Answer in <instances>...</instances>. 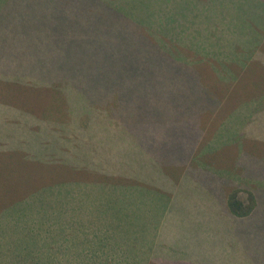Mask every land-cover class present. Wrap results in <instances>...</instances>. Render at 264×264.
<instances>
[{"label": "trees", "instance_id": "trees-1", "mask_svg": "<svg viewBox=\"0 0 264 264\" xmlns=\"http://www.w3.org/2000/svg\"><path fill=\"white\" fill-rule=\"evenodd\" d=\"M87 1L94 7L90 8L92 12L85 13L89 29L98 33L102 30L101 21H109L111 26L110 30L106 29L110 37L100 39L103 61L98 65L97 87L80 88L72 82L73 75L66 74V66L55 63L50 54L47 69H53L52 78L35 85L56 88L64 96L67 115L52 127L39 125V128L47 127L50 133L42 130L37 143L26 142L37 146L39 165L52 166L55 173L63 175L57 182L46 183L42 188L44 194L41 191L35 198L11 205L16 209L6 219H14L16 235L13 237L23 235L40 242L46 253L43 249L42 255L38 251L35 264H164L154 262V258L158 248H164L166 243L163 236L171 227L176 194L186 183L185 177L190 175L192 181L186 184L194 181L202 187L209 178L213 183L208 184L222 195L217 202L222 208L221 215L197 213L194 216L202 232L199 246L202 250L206 247L207 259L215 257L219 261L229 257V251H243L246 239L249 241L255 236L251 235L255 229L260 228L257 220L264 215V207H259L263 196L254 182L241 175L242 170L225 171L216 180L213 169L200 161L202 155L209 153L207 147L202 148V142L211 139L210 131L205 133L204 122L218 119L224 100L218 91L200 85L199 79L210 71L215 74V69L221 73L218 65L223 62L218 60L227 59L226 45L236 42L242 49L249 46L246 30L241 26L248 31L251 28L255 35L256 23L250 27L245 16L258 9L254 10V6L263 5L264 0H191L192 12L183 17L178 29L176 25L181 20L173 24L174 20L166 18V7L173 0H155L157 8H152L151 15L143 21L138 15L132 16L135 22L130 37H112L115 26L129 24L121 9L134 5L138 13H147L149 9H145L148 5L144 0H121L120 5L119 0ZM82 3L83 0L28 2L45 15L50 13L53 20L57 15L65 22L67 33L57 31V34H68L70 48L73 37H80L79 28L88 31L85 22L82 20L79 24L76 17L84 13ZM153 26H158L161 35H150L155 33L151 30ZM127 27L131 29L130 24ZM258 36L254 47L242 52L241 57L245 55L247 61H251L254 49L264 43V26ZM61 50L55 48L50 52L62 56ZM70 53H73L71 49ZM260 66L264 68L263 63ZM12 67L0 61V76L4 77L1 80L20 81L7 75ZM106 75H114L115 79H106ZM14 76H20L19 70ZM159 139L163 141L160 145ZM171 145L176 146V154L170 150ZM160 166L171 167L169 173L172 169L177 173L175 180L162 172ZM153 174L157 177L163 174L167 185L163 190L165 196L148 185ZM230 186L235 188L223 198L224 190ZM79 187L88 190L71 194V190ZM152 189L157 197L153 199L155 202L142 203L143 192ZM240 193L246 194L247 202L238 199ZM76 198L79 201L70 202ZM76 203L77 207H68ZM196 205L200 206V202ZM179 208L182 210L181 204ZM9 209L3 210L4 214ZM243 226L249 232L246 236L240 235ZM215 230L226 235L216 236ZM20 257L15 255L19 260L6 264L22 263ZM251 259L247 257V263ZM192 260L189 264L198 263L197 257Z\"/></svg>", "mask_w": 264, "mask_h": 264}, {"label": "rangeland", "instance_id": "rangeland-1", "mask_svg": "<svg viewBox=\"0 0 264 264\" xmlns=\"http://www.w3.org/2000/svg\"><path fill=\"white\" fill-rule=\"evenodd\" d=\"M29 1L0 0V61H3L5 66L13 65L12 69L6 73L9 77L20 80L15 82L0 80V264L10 263L13 259L19 260L14 258L15 255L22 256L20 264H35L38 251L41 255L42 249L46 253L45 249L38 244L40 242L35 243L32 237L25 238L23 235L13 237L16 235L13 226L14 219L6 218L10 217L16 209L11 208L15 201L22 202L30 197L35 198L41 191L44 194V189H42L44 185L57 182L63 175L55 173L52 166L39 165L37 146L26 142L32 140L37 143L43 135L42 130L50 133L47 127L39 128V122L52 127L65 117L64 96L56 88L35 84L36 82L45 83L49 77L52 78L53 73L51 72L54 71L53 69L49 71L47 65L53 55L55 63L65 65L66 74L73 75V83L78 84L80 88L97 87L98 65L100 61H103L100 39L110 37V31L106 32V29L110 30L111 27L109 21L100 22L102 30L98 33L89 29V21L85 13L89 14L92 12L90 8L94 7L87 0H83L84 13H79L76 17L79 18V24L82 20L85 22L88 31L79 28L80 37H73L70 48L71 41L66 38L68 34L65 36L57 34V31L67 33L65 22L60 21L57 15L53 20L50 13H48L50 17L45 15L43 11L28 4ZM120 1H118L119 5ZM154 1L144 0V3L148 5L145 9H149L147 13H138L134 5L121 9L131 29L127 27L129 24L127 26L118 24V27L115 26L112 37L129 36L135 22L132 16L138 15L142 20L151 15L152 8H157ZM190 2L191 0L168 2L165 11L166 18L174 20L173 24H176L178 19L181 20L176 25V29L179 28L183 17H187L186 15L192 12L189 9ZM156 3L158 5V2ZM253 8L258 9L246 14L245 22L250 27L252 23H256L255 35L251 28L248 31L244 25L241 26L242 30H246L249 46L245 45L242 49V45L236 42L226 45L227 59L219 58L218 60L223 62L218 65L221 73L218 74L215 69V74L210 71L208 75H201L199 79L200 85L218 91L222 95L220 98L224 100L218 119L204 122L205 133L210 131L211 139L206 143L202 142V148L207 147L209 153H206V156L202 155L204 157L201 156L200 161H203L206 167L213 169L216 174L213 178L216 180L220 177L219 174L224 176L225 171L238 173L242 170L241 175H245L248 181L251 180L259 188L257 191H260L263 196L259 207L262 208L264 207V68L260 66V63L264 64V43L262 47L259 48V45L254 49L253 56L257 54L254 60L253 56L251 61L244 59L245 55L241 57L242 52H245L247 48L254 47L264 26V4L260 3L259 6L256 5ZM157 29L158 26H153L151 30L155 33L151 32L150 35L156 33L161 35ZM141 35H143L142 32ZM140 40L143 39L140 38ZM55 48L62 49L64 54L58 56L51 53L50 51ZM70 49L73 53H70ZM243 64L244 67L241 69ZM17 70L20 73L19 77L14 76ZM200 72H203V69H200ZM75 74H79V77L75 78ZM106 79H115V76L106 75ZM183 87L184 84L177 91L180 92ZM212 107L215 109V103ZM24 114L33 117L41 116L35 128L22 121L19 115ZM162 143V139H159V145ZM170 150L174 154L178 152L175 145H171ZM160 168L162 172L175 180L177 173L173 169L169 173L171 167L160 166ZM65 171L68 170L65 169ZM189 181L191 182L192 178L187 175L185 182L189 183ZM209 181L212 182L207 178V185L202 187H198V183L194 184V181L189 185L186 183L183 185L181 181L183 187L176 194V200L173 202L175 211L170 215L171 227L163 236L166 243L163 245L164 248L162 246L158 248L154 262L189 264L193 261V257H197V264H264V215L257 220L260 221V228L255 229V232L251 234L255 236L249 241L246 239V248L243 251L239 253L229 251L227 253L229 257H222L219 261L217 258L214 260L215 257L207 259L206 247L202 250L199 246V238H201L199 236L202 232L199 231L195 223L198 219L194 216L197 213H209L215 216L222 214V208L217 204L221 201V192L216 191L214 186H210ZM148 185L158 190L160 196H165L163 190L167 189V185L163 174L158 177L157 174H153ZM156 185L161 188H157ZM234 188L233 186L226 187L223 198H226ZM154 189L143 192L145 196L142 203L155 202L157 197H154ZM138 193L142 195L141 192ZM237 197L240 201L247 202L245 193H240ZM197 202H200L198 207ZM180 204L182 210L179 208ZM8 208H10L8 211L10 214L6 215L8 212L4 214L3 210L6 211ZM247 233L249 232L246 231V226H243L240 235L246 236ZM214 234L224 238L226 232L215 230ZM208 245L218 247L215 243H208ZM247 246L259 250H248ZM247 257H252L250 263H247Z\"/></svg>", "mask_w": 264, "mask_h": 264}, {"label": "crops", "instance_id": "crops-1", "mask_svg": "<svg viewBox=\"0 0 264 264\" xmlns=\"http://www.w3.org/2000/svg\"><path fill=\"white\" fill-rule=\"evenodd\" d=\"M2 78H4V77H1L0 76V80L2 79ZM25 113H27L26 111H25ZM27 114H29V113H27ZM66 113H65V117H64V119L66 118ZM19 117L22 119V121H24V122H26V123H30L31 125V127H33V128H35V126H36V124H37V122H38V120L40 121V119H41V116H37V117H33L32 115H26V114H24V115H19ZM63 119V120H64ZM62 120V121H63ZM40 123V125H41V122H39ZM88 190V188H86V189H84V188H77V189H73V190H71V194H79V193H81V194H83V191L84 192H86ZM76 201H79V199L78 198H76L75 200H71L70 202H76ZM83 204V203H82ZM81 204V205H82ZM77 203H76V205H74V206H72V205H69L68 207L69 208H71V209H73V207H77ZM80 205V206H81ZM83 210V209H82Z\"/></svg>", "mask_w": 264, "mask_h": 264}]
</instances>
